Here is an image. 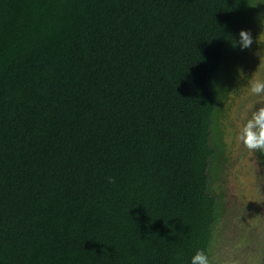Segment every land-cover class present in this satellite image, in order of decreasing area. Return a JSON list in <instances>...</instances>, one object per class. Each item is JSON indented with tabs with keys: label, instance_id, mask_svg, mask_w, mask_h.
<instances>
[{
	"label": "trees",
	"instance_id": "1",
	"mask_svg": "<svg viewBox=\"0 0 264 264\" xmlns=\"http://www.w3.org/2000/svg\"><path fill=\"white\" fill-rule=\"evenodd\" d=\"M262 20L264 0H0V264H213L230 38Z\"/></svg>",
	"mask_w": 264,
	"mask_h": 264
},
{
	"label": "rangeland",
	"instance_id": "2",
	"mask_svg": "<svg viewBox=\"0 0 264 264\" xmlns=\"http://www.w3.org/2000/svg\"><path fill=\"white\" fill-rule=\"evenodd\" d=\"M249 33L253 43L247 48L245 66L236 77L233 93L224 102L227 113L221 119L228 148L225 157L230 162L223 194L231 204V211L219 223L214 240L213 264H259L257 242L253 239L262 236L263 225L260 228L261 221L258 223L256 219L260 210L257 203L262 200L260 195L264 189L262 172L255 161L254 150L246 149L237 136L242 124L251 115L249 105L255 100L249 91L250 84L256 79H264V20L251 28ZM260 216L261 213L257 218Z\"/></svg>",
	"mask_w": 264,
	"mask_h": 264
},
{
	"label": "clouds",
	"instance_id": "3",
	"mask_svg": "<svg viewBox=\"0 0 264 264\" xmlns=\"http://www.w3.org/2000/svg\"><path fill=\"white\" fill-rule=\"evenodd\" d=\"M238 38H230V46L243 51L252 43V37L248 31L240 30ZM250 93L255 97L254 103L249 105L251 115L242 124L239 133V142L248 150L264 152V79H256L251 82ZM189 264H211L208 254L199 249L190 258Z\"/></svg>",
	"mask_w": 264,
	"mask_h": 264
}]
</instances>
